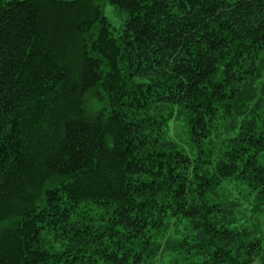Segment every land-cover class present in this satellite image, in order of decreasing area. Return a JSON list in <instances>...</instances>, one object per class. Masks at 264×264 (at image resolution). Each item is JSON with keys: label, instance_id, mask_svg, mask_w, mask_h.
I'll return each instance as SVG.
<instances>
[{"label": "trees", "instance_id": "trees-1", "mask_svg": "<svg viewBox=\"0 0 264 264\" xmlns=\"http://www.w3.org/2000/svg\"><path fill=\"white\" fill-rule=\"evenodd\" d=\"M0 264H264V0H0Z\"/></svg>", "mask_w": 264, "mask_h": 264}, {"label": "rangeland", "instance_id": "rangeland-1", "mask_svg": "<svg viewBox=\"0 0 264 264\" xmlns=\"http://www.w3.org/2000/svg\"><path fill=\"white\" fill-rule=\"evenodd\" d=\"M103 12L110 26L115 31L119 30L123 20L126 18V14L122 11L117 10L114 6L109 4L107 1L104 2Z\"/></svg>", "mask_w": 264, "mask_h": 264}]
</instances>
